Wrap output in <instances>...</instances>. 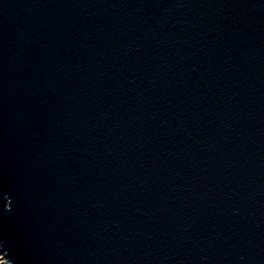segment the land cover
<instances>
[{
	"label": "water",
	"instance_id": "95a60500",
	"mask_svg": "<svg viewBox=\"0 0 264 264\" xmlns=\"http://www.w3.org/2000/svg\"><path fill=\"white\" fill-rule=\"evenodd\" d=\"M9 264H264V0H0Z\"/></svg>",
	"mask_w": 264,
	"mask_h": 264
},
{
	"label": "rangeland",
	"instance_id": "374dc122",
	"mask_svg": "<svg viewBox=\"0 0 264 264\" xmlns=\"http://www.w3.org/2000/svg\"><path fill=\"white\" fill-rule=\"evenodd\" d=\"M0 264H9L8 258L5 256V253L1 250V247H0Z\"/></svg>",
	"mask_w": 264,
	"mask_h": 264
}]
</instances>
